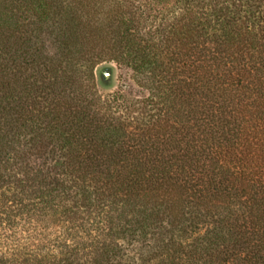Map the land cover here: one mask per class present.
Returning <instances> with one entry per match:
<instances>
[{"label": "trees", "instance_id": "obj_1", "mask_svg": "<svg viewBox=\"0 0 264 264\" xmlns=\"http://www.w3.org/2000/svg\"><path fill=\"white\" fill-rule=\"evenodd\" d=\"M0 264H264V0H0Z\"/></svg>", "mask_w": 264, "mask_h": 264}, {"label": "rangeland", "instance_id": "obj_2", "mask_svg": "<svg viewBox=\"0 0 264 264\" xmlns=\"http://www.w3.org/2000/svg\"><path fill=\"white\" fill-rule=\"evenodd\" d=\"M95 79L97 91L102 97L118 91L136 95L143 94V91L136 86L132 72L125 66H119L114 62L98 65L95 70Z\"/></svg>", "mask_w": 264, "mask_h": 264}]
</instances>
